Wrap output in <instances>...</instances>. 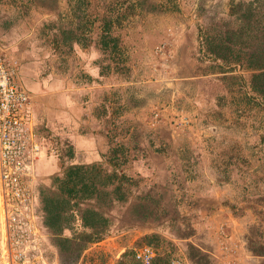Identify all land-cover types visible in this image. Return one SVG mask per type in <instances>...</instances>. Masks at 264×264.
<instances>
[{"label":"rangeland","instance_id":"374dc122","mask_svg":"<svg viewBox=\"0 0 264 264\" xmlns=\"http://www.w3.org/2000/svg\"><path fill=\"white\" fill-rule=\"evenodd\" d=\"M126 1L107 52L110 0H0V54L42 148L9 233L0 219V264H131L144 248L166 264H264V99L246 61L258 45L264 57V0ZM240 30L229 60L208 54ZM92 165L132 179L126 200L80 254L76 220L62 224L60 251L46 219L58 200L44 198Z\"/></svg>","mask_w":264,"mask_h":264},{"label":"trees","instance_id":"16d2710c","mask_svg":"<svg viewBox=\"0 0 264 264\" xmlns=\"http://www.w3.org/2000/svg\"><path fill=\"white\" fill-rule=\"evenodd\" d=\"M139 1L140 0H136L135 4L139 5ZM124 3L132 5L131 2L126 0H123V2L120 0H110V2L106 4L107 11L103 13L104 15L102 16L99 29L102 30L100 36L102 48L107 50V52L112 49L108 41L111 38H117L116 35H113V32L117 24L120 23V19L125 14V10L122 7ZM249 4H251V2ZM254 9H256V11L250 10L239 17L241 22L247 24L246 27H251V23L249 24L251 18H257L259 15L257 12L259 6L256 5ZM241 30L237 31L234 38H227L228 36L215 37L210 44H215L218 51H214L208 47V54L216 55L220 53L223 55L221 59L226 61L229 60L227 54L233 51V48L229 45L234 44L233 47H235L248 39L246 32H242ZM201 38H210V36H205L204 33ZM243 48L247 49L246 46ZM248 49H250V53L246 61L248 65H250L248 67H251L253 71H255L248 81L249 89L254 96L263 100L264 57H260L263 48L258 45L253 50L252 48ZM100 169L97 165L71 166L65 169L57 180L60 184L58 190L59 195L44 198V200L50 201L58 200V208L54 212L46 211V219L54 229L52 233L53 239L60 251L69 245L68 239L63 234V228L65 227L62 226V224L66 225L76 220V227L79 230L77 237H74L76 242L73 244L76 247L74 249L77 254H80L89 244L98 242L107 235L110 228L109 223L111 221L110 218L107 217L109 215L108 212H112L116 206L121 205L122 202L126 200L127 185H130L129 182H131L132 179L126 177L123 173L117 174L113 172L112 174H108L104 170L103 172L100 171ZM74 200L76 201L71 204L70 201ZM133 261L131 260V264H146L141 260L140 262ZM147 264H166V262L164 263L161 256L156 255L149 260Z\"/></svg>","mask_w":264,"mask_h":264},{"label":"built area","instance_id":"2783aa9c","mask_svg":"<svg viewBox=\"0 0 264 264\" xmlns=\"http://www.w3.org/2000/svg\"><path fill=\"white\" fill-rule=\"evenodd\" d=\"M29 97L28 92L15 83L13 72L0 54V219L6 233L10 226L5 221L11 219L12 210L28 201L25 200L24 180L42 149ZM151 257L149 248L137 255L146 264Z\"/></svg>","mask_w":264,"mask_h":264},{"label":"clouds","instance_id":"9594fccd","mask_svg":"<svg viewBox=\"0 0 264 264\" xmlns=\"http://www.w3.org/2000/svg\"><path fill=\"white\" fill-rule=\"evenodd\" d=\"M15 81V80H14Z\"/></svg>","mask_w":264,"mask_h":264}]
</instances>
